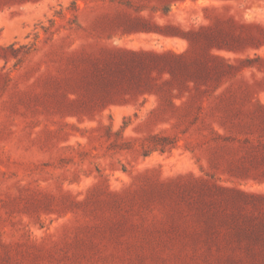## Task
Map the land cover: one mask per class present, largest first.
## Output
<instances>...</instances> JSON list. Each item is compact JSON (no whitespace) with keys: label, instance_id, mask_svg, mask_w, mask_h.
Returning <instances> with one entry per match:
<instances>
[{"label":"rangeland","instance_id":"rangeland-1","mask_svg":"<svg viewBox=\"0 0 264 264\" xmlns=\"http://www.w3.org/2000/svg\"><path fill=\"white\" fill-rule=\"evenodd\" d=\"M0 264H264V0H0Z\"/></svg>","mask_w":264,"mask_h":264},{"label":"trees","instance_id":"trees-1","mask_svg":"<svg viewBox=\"0 0 264 264\" xmlns=\"http://www.w3.org/2000/svg\"><path fill=\"white\" fill-rule=\"evenodd\" d=\"M186 68V67H185ZM184 82L193 81L195 83L198 82L199 78L202 77L203 80H207L210 76V73L200 69H188L186 68L184 72Z\"/></svg>","mask_w":264,"mask_h":264}]
</instances>
